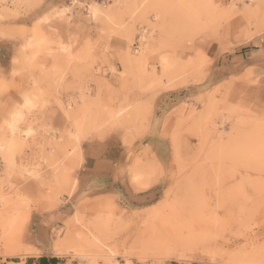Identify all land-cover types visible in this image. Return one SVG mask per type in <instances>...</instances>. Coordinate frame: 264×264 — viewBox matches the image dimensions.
<instances>
[{"label": "rangeland", "instance_id": "374dc122", "mask_svg": "<svg viewBox=\"0 0 264 264\" xmlns=\"http://www.w3.org/2000/svg\"><path fill=\"white\" fill-rule=\"evenodd\" d=\"M259 2L0 0V264H264V87L179 99L209 70L206 54L186 56L193 39L220 34L235 14L264 24ZM77 17L92 25L84 38L72 29ZM23 73L32 88L10 106L7 86ZM163 92L179 99L165 115L151 101ZM50 110L65 116L64 129L42 124ZM154 120L162 160L143 144L157 136H147ZM86 139L122 143L137 188L160 178L163 190L136 209L71 198L75 211L41 255L28 243L29 214L74 195L76 171L64 163ZM35 178L39 201L22 186Z\"/></svg>", "mask_w": 264, "mask_h": 264}, {"label": "crops", "instance_id": "0c3cea01", "mask_svg": "<svg viewBox=\"0 0 264 264\" xmlns=\"http://www.w3.org/2000/svg\"><path fill=\"white\" fill-rule=\"evenodd\" d=\"M247 4H250L247 2ZM259 7H263L260 0ZM241 6V4L239 5ZM245 7V6H242ZM245 9V8H244ZM92 25L84 17H77L72 25L74 33L84 38ZM186 56L206 54L209 61V70L201 82H191L181 89L182 100L196 98L203 88L232 87L238 94L243 88L247 91L264 87V24L258 23L249 27L248 22L240 14H235L229 21V26L220 34L203 33L198 35L189 44ZM9 69L3 67L5 74ZM258 77L257 83L254 79ZM7 86L6 99L10 106L21 104L24 101L23 91L32 88V78L29 73H23L14 81L10 80ZM222 90V89H221ZM173 94L163 92L151 100L154 113L160 112L165 115L167 111L179 102L175 101ZM122 94H114L112 98L119 100ZM263 98V97H262ZM257 100L264 103V99ZM180 99V100H181ZM159 113V114H160ZM154 118V116H153ZM66 118L58 110L47 112L42 117V124L47 128L62 130L66 126ZM155 130L148 133L151 136L145 139L144 146L150 160L157 157L162 160L163 146L160 140L161 124L155 120L152 122ZM83 129L80 130V134ZM160 138V139H159ZM112 139H86L80 143L79 157L68 160L66 165L75 169V178L78 183L72 197L64 195L66 201L63 204L49 208L48 204L40 202L38 208L33 209L28 218V243L29 246L40 252L41 255H49L53 252L54 231L58 230L70 218L75 211L76 205H68L67 202L74 198L77 202L82 200L96 202L110 200L116 207L136 209L142 208L157 200L162 192L161 179L150 181L147 188H137L130 179V153L129 149L120 143L116 147ZM136 163L131 172H137ZM47 178V174H45ZM43 179H33L22 186L30 195L41 200L38 193H43ZM67 204V205H66ZM36 255L32 254L31 257ZM37 264V263H36Z\"/></svg>", "mask_w": 264, "mask_h": 264}, {"label": "trees", "instance_id": "16d2710c", "mask_svg": "<svg viewBox=\"0 0 264 264\" xmlns=\"http://www.w3.org/2000/svg\"><path fill=\"white\" fill-rule=\"evenodd\" d=\"M57 258H47L46 256H41L37 262V264H57Z\"/></svg>", "mask_w": 264, "mask_h": 264}, {"label": "bare ground", "instance_id": "6f19581e", "mask_svg": "<svg viewBox=\"0 0 264 264\" xmlns=\"http://www.w3.org/2000/svg\"><path fill=\"white\" fill-rule=\"evenodd\" d=\"M91 8V7H90ZM91 12H92V14H93V16H96L98 13H99V8H97V7H95V6H92V8H91ZM26 104H28V105H30L31 103H30V101L29 100H26V102H25ZM19 115H21V113H19ZM246 122V121H245ZM11 124V123H10ZM246 124L247 123H243V125H244V128H245V126H246ZM249 125H250V123H249ZM249 125H247L248 127H249ZM241 126V125H240ZM32 130V129H31ZM29 131H30V129H29ZM28 131V132H29ZM32 132V131H31ZM27 133V132H26Z\"/></svg>", "mask_w": 264, "mask_h": 264}]
</instances>
